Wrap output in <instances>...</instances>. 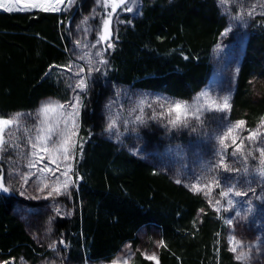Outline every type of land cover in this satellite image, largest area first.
<instances>
[{
	"label": "trees",
	"instance_id": "16d2710c",
	"mask_svg": "<svg viewBox=\"0 0 264 264\" xmlns=\"http://www.w3.org/2000/svg\"><path fill=\"white\" fill-rule=\"evenodd\" d=\"M122 21L108 63L92 78L79 122V137L86 142L74 163L81 179L70 202L61 200L69 212L54 220V234L76 263L111 262L125 244L137 248L144 229L164 241L159 264H239L228 250L223 215L201 194L105 138L98 116L106 83L191 99L210 79V54L227 20L215 0H141L137 15L125 14ZM68 24L64 14L0 10V117L32 112L45 98H67L60 70L45 73L70 61ZM247 28L228 116L254 129L264 117V18L253 19ZM149 130L141 133L149 144L163 141L161 132ZM177 139L187 142L182 135ZM0 169L6 171L2 161ZM13 194L0 191V258L35 264L45 250L14 213L20 201ZM130 263L154 264L139 251Z\"/></svg>",
	"mask_w": 264,
	"mask_h": 264
},
{
	"label": "rangeland",
	"instance_id": "374dc122",
	"mask_svg": "<svg viewBox=\"0 0 264 264\" xmlns=\"http://www.w3.org/2000/svg\"><path fill=\"white\" fill-rule=\"evenodd\" d=\"M141 0H136L134 4L122 5L117 10V14L113 19V35L118 24L122 23L125 14L130 16L137 15L140 9ZM220 11L227 20V35H221L218 43L213 47L210 54V63L212 66V73L207 84L197 92L191 99L179 100L167 97L163 94L131 89L129 87L120 86L117 84L106 83V94L100 101L98 116L101 118L100 124L102 126V135L112 140L118 147L127 150L133 155L140 157L146 162L153 164L157 169L162 170L174 180H180L186 186L191 183L199 181L201 184L209 182V178L216 176L220 179L221 184L226 189L229 186L236 185V190L248 191L247 196L231 197L235 201V207L230 211H225L227 207L226 200L222 201L220 213L223 215L224 221L231 218L233 225L230 227L226 223V238L228 242L229 236H234L239 241L245 251L251 248V259L243 262V264H264V180L256 174L258 167L259 154L254 152L253 157H248L247 165L244 160L237 154L233 157L230 155L232 148H229L227 154V163L232 168H239V172H225L216 169L215 172L211 170L212 165L218 160L216 153L219 151L217 143V136L221 130L229 123L236 121L230 120L228 112H205L203 114V122L197 123L195 120L191 122V126L187 128H178L169 130L166 127V121L160 119H150L153 109L159 113L160 109L157 105L152 108L147 107V103L154 100H169V101H183L192 103L194 98L200 93L207 91L210 96L215 98L231 97L234 88L238 63L242 58L244 51V44L247 37V27L255 18H264V15L247 16V11L256 5L257 12L264 11V6L261 0H226L225 4L221 5L220 0H215ZM133 7V12H127L126 7ZM2 11V10H1ZM110 11V9H109ZM104 8L98 7L96 0H77L75 7L69 12H60L56 14H64L69 17V37H70V61L74 65L83 67L86 71L89 67L86 60H79L74 53L82 55L80 49L75 45L76 40H80L82 45H91L96 43L97 28L101 23V18L104 15ZM242 14V20H234L237 14ZM88 18V23L84 24L83 20ZM99 23V24H98ZM231 30H228V29ZM87 29V31H85ZM224 31V32H225ZM113 39V37H112ZM99 50H103L102 45H98ZM98 49L91 47H84V52H89L92 55L89 57L93 61V67L102 68L103 65H98L95 62L97 57L94 53ZM105 58L107 59V53ZM68 63V64H69ZM75 70V69H74ZM98 72H93L91 77H88L89 86L85 93H79L82 97L83 107L80 110V116L86 109V100L89 98L90 90L93 85V77ZM67 91V98L64 100L56 98H45L40 101L37 108L32 112H14L6 115L4 118L11 117L16 113L32 114L26 119V124L32 128L36 124V112L38 108L45 103L59 101L66 103L72 99L73 91L69 84H74L77 77L73 76L71 72H59ZM145 103L143 115L145 123H133L135 116L140 115L139 106ZM225 117V119H221ZM115 121L116 128L111 132L106 131L107 124ZM80 122V117H79ZM80 124V123H79ZM259 124V123H258ZM154 127V131L161 132V143L149 144L146 137L141 134L144 130H149V127ZM195 127V131L192 127ZM258 126V125H257ZM256 128V127H255ZM254 128V129H255ZM264 131V129H261ZM187 137L186 143L179 142L178 136ZM243 135H247L244 132ZM261 139H264L262 137ZM247 144V142H246ZM247 151V148L245 149ZM254 151V150H253ZM0 161L3 162L6 171L4 172L5 184L9 188L6 194L14 193L20 202L14 206V213L24 223L27 232L36 242V244L45 250V256L39 257L35 264H123L124 260L131 264V259L136 251L157 257L159 246V236L156 231L147 233L144 229L138 233L139 244L137 248L133 249L132 245L125 244L123 248L117 253L111 262L92 263L87 260L81 262H73L67 257L66 245L59 244L62 240L55 236L52 228L53 222L58 217H66L68 209L61 200L70 202V196L61 195L53 198L45 199V193L37 191L36 178L33 177L28 184L21 187L19 176L10 175L13 170L21 172L27 171L24 167V159L17 155L16 150L9 149L8 152L0 154ZM248 171L245 172L244 168ZM75 187L69 189L70 193ZM189 188V187H187ZM221 189H214L211 193L213 202L219 199V191ZM254 190V191H253ZM3 192V191H1ZM201 195L206 199L202 193ZM23 200L33 202L34 206H29ZM60 209V215H57L55 209ZM236 212L240 216H236ZM57 244L56 250H52L49 245ZM259 245V246H257ZM240 249H238L239 252ZM237 253H232L234 258ZM0 261H3L0 258ZM15 264H31L25 261L22 257L15 260Z\"/></svg>",
	"mask_w": 264,
	"mask_h": 264
},
{
	"label": "snow or ice",
	"instance_id": "6c2138e0",
	"mask_svg": "<svg viewBox=\"0 0 264 264\" xmlns=\"http://www.w3.org/2000/svg\"><path fill=\"white\" fill-rule=\"evenodd\" d=\"M134 4L136 0H96L98 7H103L105 12L101 18V23L97 28V40L96 43L91 45H82L80 40L75 41V45L83 52L82 55L74 53L79 60H86L89 67L87 69V76L84 75L85 69L78 65L69 63L67 65H51L48 72L45 75L51 73L53 69H58L62 72H71L73 76L77 77L74 84H69V87L73 91L74 95L72 99L66 103H60L59 101L42 104L35 116L36 124L29 128L26 124V119L32 114L16 113L11 117H0V154L8 152L9 149L16 150L18 156L24 159V167L27 171L21 172L13 170L14 174L19 176L21 187L28 184L33 177L36 178L37 191L45 193V199L66 195L70 196L69 189L79 182L81 179L76 175L74 171V163L76 162V152L82 157L83 144L86 142L83 138L79 137V117L80 110L83 107L82 97L79 93H85L89 86L88 77H91L93 72H99V67H93V61L89 58L92 54L84 52V47H91L98 49L94 55L98 58L95 62L98 65H106L108 63L105 58V53L109 49L114 48L112 42L113 37V19L117 14V10L122 5ZM226 0H220V4H225ZM239 2V0H236ZM77 3V0H0V10L12 13V12H69ZM262 6H264V0H261ZM110 9V11H109ZM127 12H133V7L129 6L124 9ZM247 16L253 17L254 15H264V11L257 12L256 5L253 4L252 8L247 11ZM234 20H242L244 17L242 14H237L232 17ZM123 22V21H121ZM84 24L88 23V18L83 20ZM228 30H231L230 28ZM87 31V29H85ZM227 35V31L222 33ZM98 45L103 46V50H99ZM187 59V57H185ZM75 69V70H74ZM153 105H157L160 109L159 113L153 109L150 119H160L166 121V127L169 130L178 128H187L191 126V122L195 120L197 123L203 122V114L205 112H228L231 108L230 99L226 95L222 98H215L209 95L207 91L200 93L194 98L192 103L183 101H169V100H154L151 103H147V107L152 108ZM145 103L142 102L139 106L140 115L135 116L133 123H145L143 115ZM221 119H225L222 117ZM116 128L115 121L109 122L106 127V131L111 132ZM264 117L261 118L258 126L255 129H248L244 120L236 121L235 123H229L217 136V143L219 145V151L216 153L218 160L212 165L211 170L215 172L216 169L223 170L225 172H239V168H232L227 163V154L229 148H232L231 156L235 157L237 154L244 160L247 165L248 157H253L254 152L259 154L258 167L256 168V174L264 180ZM195 131V127H192ZM247 132V135H243ZM247 142V144H246ZM247 148V151L245 149ZM254 150V151H253ZM244 171L248 169L245 166ZM76 177L75 180L73 177ZM176 183H181L177 180ZM189 191L193 194H203L207 197V203L213 211L220 213L222 201L226 200L227 207L225 211H230L235 207V201L231 197L247 196L248 191L236 190V185L227 187L226 189L221 184L218 177L212 176L209 178V182L201 184L199 181L191 183ZM214 189H221L219 191V199H213L211 193ZM0 191L8 192L9 188L5 184V177L3 169H0ZM254 191V190H253ZM201 212L204 210L201 209ZM55 212L60 215V209L56 208ZM70 214V213H69ZM236 216H240L239 212H236ZM225 223L230 227L233 225L231 218L226 219ZM63 240L59 241V244L63 245ZM229 251L237 253L235 260L239 264L251 259V248L245 251L239 241L234 236L228 237ZM160 247H164V241L159 242ZM259 246V245H257ZM52 250H56L57 244L52 243L49 245ZM145 259L153 261L154 264H159V261L155 255L145 254ZM0 264H15V258L9 260L0 261ZM115 264V262H114ZM123 264H128L127 260L123 261Z\"/></svg>",
	"mask_w": 264,
	"mask_h": 264
},
{
	"label": "bare ground",
	"instance_id": "6f19581e",
	"mask_svg": "<svg viewBox=\"0 0 264 264\" xmlns=\"http://www.w3.org/2000/svg\"><path fill=\"white\" fill-rule=\"evenodd\" d=\"M122 8V7H121ZM99 24V23H98ZM99 26V25H98ZM117 28V27H116Z\"/></svg>",
	"mask_w": 264,
	"mask_h": 264
}]
</instances>
